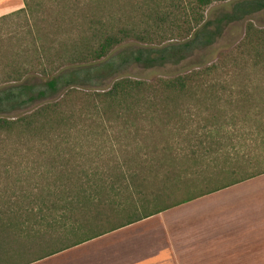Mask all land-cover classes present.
<instances>
[{"label": "trees", "instance_id": "1", "mask_svg": "<svg viewBox=\"0 0 264 264\" xmlns=\"http://www.w3.org/2000/svg\"><path fill=\"white\" fill-rule=\"evenodd\" d=\"M228 1L23 0L22 9L0 17V28L23 20L31 40L41 41L14 55L0 49L3 83L40 75L52 94L65 88L55 102L0 117V199H15L0 200V264H29L55 254L54 245L73 247L264 175L258 156L225 150L237 139L226 111L194 122L203 104L224 99L216 88L235 82L220 83L227 59L231 72L264 68V30L252 23L233 54L209 67L150 82L120 78L94 91L79 85L81 73L105 80L101 61L123 45L148 47L124 60L178 64L215 43L226 24L264 9V1H251L206 20L210 6ZM34 90L27 81L0 90V113L45 97ZM233 94L229 107L239 105ZM30 245L49 250L24 258Z\"/></svg>", "mask_w": 264, "mask_h": 264}, {"label": "rangeland", "instance_id": "2", "mask_svg": "<svg viewBox=\"0 0 264 264\" xmlns=\"http://www.w3.org/2000/svg\"><path fill=\"white\" fill-rule=\"evenodd\" d=\"M251 1L264 0H230L225 3L214 4L207 9L206 20L208 22H214L220 17L231 16L236 6ZM18 3L19 0H15L12 7H15ZM21 4L23 7V0H21L20 5ZM10 21L11 22L0 28L1 53L8 52L7 54L14 55L20 53L22 46H28L31 49L33 39L38 41V45H41L39 38H32L31 40V37L28 36L24 28L25 24L23 20ZM248 23H252L258 30H264V9L243 15L240 20L226 24L222 35L215 43L208 47L194 50L184 61L178 64H167L162 67L148 68L142 64H136L130 59L124 60V56L130 53H136L148 47L138 43L123 45L114 50L109 57L101 61L100 65L104 68L105 80L97 79L93 71L89 73V75L81 73L79 75V85L82 90L94 91L108 88L115 80L120 78H131L150 82L156 78H171L195 69L209 67L221 59L222 56L233 54L232 52L235 51L244 40ZM214 27L215 26L211 25L209 29L213 30ZM1 56L2 55H0V57ZM232 61V58L227 59L225 65L220 69L222 73L220 83L226 87L225 82H229L230 77H233L235 82L230 84V87L225 90L221 89L220 86L216 88V90L220 92V95H223L222 98L225 100L223 99L216 107H212L217 103L216 101L208 102L207 105L203 104L200 107L202 114L200 117H194V122L203 124V121L209 116L212 109L217 110L218 108L226 111L227 120L229 119L228 122H234L233 125L228 127V131L230 134L236 136L237 139H234V142H232L230 146L228 145L225 150H228L231 156L235 155V153H239L246 158L258 156L261 158L260 161H262L264 160V149L263 147L259 148L261 144L259 136L262 134L264 135V68L257 67L251 69L248 67L247 70L242 71L241 69H243L244 66H241L238 70L232 69L231 72L229 68H231ZM225 74L226 77L228 76L226 80ZM26 81L27 85L35 87L34 92H44L45 97L33 103L25 102L22 105H14L13 107L7 106L4 108V111L0 113V117L7 119L16 118L33 111L42 104L59 100L65 93V88L62 87L59 88L56 94L49 92L46 87V82L48 80L40 75L28 76L23 82L14 84L3 83L1 77L0 90L8 86H20ZM232 92H234V99H239V105L229 107V105H227V102L230 101L228 95ZM232 116L236 118L232 120ZM128 144V152H130V137ZM233 144L236 145L235 148L232 147ZM0 158L3 157L0 155ZM260 181L261 182L258 181V183H256L257 185L255 187V189H260L257 190L256 201H253V203L256 204L255 208H248L246 211V216L248 218H246L245 222H241L242 227L245 225L251 226V223H253L252 218L255 217L256 220L261 223V229H259L256 235L250 234L253 231L247 230L246 236H239L240 222L237 217L239 212L238 205H240V203L237 199L241 196V192L245 193V190L236 188L232 191L223 190L212 194L213 198L217 200L212 203L216 213L214 223L216 235L221 234L223 236L221 239L218 236L216 237V247L220 245V242H222V245L229 242V245L224 246V252L216 253L217 256L225 257L223 261L224 264H264V177H262ZM0 200L7 202L14 201L15 199ZM232 200L234 201L232 202ZM230 202H232V204H230ZM228 206L230 207V214L234 213V215L229 218L225 215V210ZM254 214L255 216H253ZM31 246L33 245L29 246L30 249L25 255L23 254L24 258H34L49 250L47 247Z\"/></svg>", "mask_w": 264, "mask_h": 264}, {"label": "crops", "instance_id": "3", "mask_svg": "<svg viewBox=\"0 0 264 264\" xmlns=\"http://www.w3.org/2000/svg\"><path fill=\"white\" fill-rule=\"evenodd\" d=\"M14 1L0 0V17L24 7L20 5L21 0L12 7ZM262 177L264 175L224 189L245 190L237 199L240 203L239 236H246L247 230L256 235L261 229L255 217L251 226L242 227L241 222L248 218L247 209L255 208L253 201L260 190L255 187ZM214 201L217 200L211 194L73 247L54 245L55 254L29 264H224L225 257L216 253L224 252L229 242L225 245L220 242L216 247V237L223 236L216 235ZM229 208L225 210L227 218L234 215Z\"/></svg>", "mask_w": 264, "mask_h": 264}]
</instances>
